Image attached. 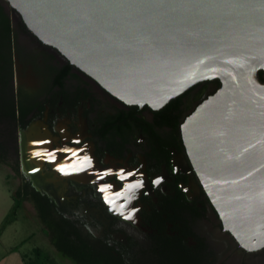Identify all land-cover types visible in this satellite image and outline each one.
<instances>
[{"label": "flooded vegetation", "instance_id": "flooded-vegetation-1", "mask_svg": "<svg viewBox=\"0 0 264 264\" xmlns=\"http://www.w3.org/2000/svg\"><path fill=\"white\" fill-rule=\"evenodd\" d=\"M17 16L11 85L28 112L24 127L0 128V142L21 184L47 197L93 252L126 264H264V249L247 251L225 231L183 139L184 121L221 83L175 99L179 118L172 102L159 111L129 106Z\"/></svg>", "mask_w": 264, "mask_h": 264}, {"label": "water", "instance_id": "water-1", "mask_svg": "<svg viewBox=\"0 0 264 264\" xmlns=\"http://www.w3.org/2000/svg\"><path fill=\"white\" fill-rule=\"evenodd\" d=\"M4 1L126 105L159 111L218 80L183 139L225 231L264 249V0Z\"/></svg>", "mask_w": 264, "mask_h": 264}, {"label": "trees", "instance_id": "trees-1", "mask_svg": "<svg viewBox=\"0 0 264 264\" xmlns=\"http://www.w3.org/2000/svg\"><path fill=\"white\" fill-rule=\"evenodd\" d=\"M12 13V10H8L7 3L4 0H0V128L4 130L15 126L18 122L24 127V118L28 112L22 107H17L11 85L14 70L15 46ZM260 77L264 82L261 74ZM62 83V81H58L57 85H62ZM172 104L179 118L181 115L182 101L178 100L175 102V100H173ZM0 163L9 165L8 152L2 146L1 142ZM13 168L17 176H20L19 167L14 166ZM13 197L15 199V206L12 213L16 215L22 208L24 202L31 203L37 211L38 218L43 225L45 233L64 259L69 260L73 264H126L123 259L117 258L112 253L105 255L93 252V250L82 241L81 237L73 234V230L75 229L69 222L58 220L55 217L53 204L50 200L32 190L28 183H22L13 194ZM14 219L11 215L8 216L2 230H5L8 225L12 224ZM36 254H40L39 249ZM189 264L205 263L196 261Z\"/></svg>", "mask_w": 264, "mask_h": 264}, {"label": "rangeland", "instance_id": "rangeland-1", "mask_svg": "<svg viewBox=\"0 0 264 264\" xmlns=\"http://www.w3.org/2000/svg\"><path fill=\"white\" fill-rule=\"evenodd\" d=\"M14 17L18 22V16ZM20 186L14 171L0 163V264H73L57 257L31 203L24 202V209L12 213L13 194ZM10 215L13 223L2 230Z\"/></svg>", "mask_w": 264, "mask_h": 264}, {"label": "crops", "instance_id": "crops-1", "mask_svg": "<svg viewBox=\"0 0 264 264\" xmlns=\"http://www.w3.org/2000/svg\"><path fill=\"white\" fill-rule=\"evenodd\" d=\"M21 209H24V203H23V206H22V208H21ZM33 209H34V211H35V213H36V215H37V212H36V210H35L34 206H33Z\"/></svg>", "mask_w": 264, "mask_h": 264}]
</instances>
